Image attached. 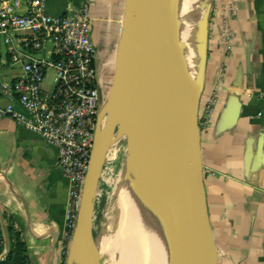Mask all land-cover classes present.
Masks as SVG:
<instances>
[{
	"label": "crops",
	"instance_id": "0c3cea01",
	"mask_svg": "<svg viewBox=\"0 0 264 264\" xmlns=\"http://www.w3.org/2000/svg\"><path fill=\"white\" fill-rule=\"evenodd\" d=\"M81 1L45 0L46 10L62 15L78 8ZM201 1L204 43L206 5ZM231 1L236 8L233 15L228 12ZM125 8L126 0H94L96 48L100 58L106 55L107 65L115 69ZM225 20L232 31L230 53L223 43ZM99 61L102 71L106 61ZM201 86L199 113L214 91L220 99L209 121L200 126L215 263L264 264V0H211ZM109 93L102 102L95 135V142H107V147L94 164L92 231L94 206L112 179L104 173L123 137L108 122L104 108ZM70 189L71 180L59 164L57 149L12 118L0 117V226L5 230L12 223L22 234L29 264H62L66 252L69 264L75 232L68 235ZM169 217H162L158 228Z\"/></svg>",
	"mask_w": 264,
	"mask_h": 264
},
{
	"label": "water",
	"instance_id": "95a60500",
	"mask_svg": "<svg viewBox=\"0 0 264 264\" xmlns=\"http://www.w3.org/2000/svg\"><path fill=\"white\" fill-rule=\"evenodd\" d=\"M210 9L211 4L204 16L202 76ZM201 93L202 86L195 90L186 67L183 44L177 35L174 0H126L116 69L105 107L111 98L116 102L128 99L135 114L166 152L173 216L164 264H216L201 154ZM105 110L109 124L120 125L111 122L109 107ZM119 129L122 131L121 125ZM96 145L94 142L73 235L74 239L84 220V257L88 264H92L94 249L90 192L95 179L94 164L103 158L107 142L100 145L99 159L95 157Z\"/></svg>",
	"mask_w": 264,
	"mask_h": 264
},
{
	"label": "built area",
	"instance_id": "2783aa9c",
	"mask_svg": "<svg viewBox=\"0 0 264 264\" xmlns=\"http://www.w3.org/2000/svg\"><path fill=\"white\" fill-rule=\"evenodd\" d=\"M92 4L82 0L75 10L53 15L45 0L0 3V117L12 118L57 149L59 164L71 180L69 236L77 225L102 105ZM235 10L231 1L229 15ZM223 43L230 53L232 31L226 20ZM219 102L214 91L199 113L200 126Z\"/></svg>",
	"mask_w": 264,
	"mask_h": 264
},
{
	"label": "bare ground",
	"instance_id": "6f19581e",
	"mask_svg": "<svg viewBox=\"0 0 264 264\" xmlns=\"http://www.w3.org/2000/svg\"><path fill=\"white\" fill-rule=\"evenodd\" d=\"M202 5L203 3L201 0H174L177 35L183 44L184 60L196 91L200 88L202 83L204 62V50L202 51V44L204 48V43L201 41L200 26ZM202 29L205 39L204 20L202 22ZM116 53L114 57H116ZM113 101L115 106L112 111L110 103L108 104L111 111V122L120 123L124 130H131L134 134L133 142L139 148L138 154L135 153L131 161V170L134 171V168H139L140 164H142L141 171L143 172L142 174L146 176L145 180L142 179L143 176H135L131 172V175H133L132 177L128 173L131 176L129 177L130 179H128L131 181H129V183H131L132 186L130 187L132 188L129 191L128 186L126 192L134 194L136 193V188L143 187L144 201H142L145 203V206L140 202L136 205L134 210L132 209L126 214H124L123 211L119 212L120 216L118 217L119 221L117 222L118 224L114 237L108 240H100V244L97 246L98 251L94 246L92 264H98L103 254L107 255V260L104 264H125L126 260H128L127 264H164L173 216L171 200L172 188L169 184L170 168L167 165L168 159L166 152L150 134L147 126L135 114L128 99L123 98L118 102L113 99ZM122 103L123 108L120 109ZM101 143L102 142L96 145V159H98ZM150 180L156 181L159 186L157 188L149 187ZM166 187H168L170 199V203L167 204L165 203ZM123 196L124 195H122V197ZM122 205H124V202ZM168 214H170V217L162 228H158L146 239V236L141 238L148 229L153 227L155 223ZM72 244L73 247L69 264H88L84 257V248L86 244V224L84 220L80 223Z\"/></svg>",
	"mask_w": 264,
	"mask_h": 264
},
{
	"label": "rangeland",
	"instance_id": "374dc122",
	"mask_svg": "<svg viewBox=\"0 0 264 264\" xmlns=\"http://www.w3.org/2000/svg\"><path fill=\"white\" fill-rule=\"evenodd\" d=\"M92 7H91V17H94V0H92ZM209 4H211V0H205L206 5V13L209 8ZM97 24L92 25V39L94 43H96L97 38ZM208 30H209V22L206 26V35L208 37ZM206 37V38H207ZM96 46V44H95ZM100 59V54L96 48L95 53V60L98 61ZM106 70L108 72L109 76V88L108 91H110V87L112 85L113 81V73L115 66L114 65H106ZM7 72L5 75L8 77L10 76L9 70H6ZM102 76V71H101ZM8 77H5V79H8ZM112 77V79H111ZM114 101L111 98L110 99V108L111 111L114 109ZM123 108V103L120 106V109ZM114 121V120H113ZM119 124L116 125V129L119 130ZM138 133V132H137ZM122 140L121 142H117L116 148L118 149L117 156L112 154L110 155L111 162L108 164V168L106 169V173H104V176L106 179H109V176H111L112 179H110V183H107L104 185L103 192L100 197H98L96 204L94 206V220H93V245L96 247L100 244V240H108L109 238H113L114 234L116 232L117 222L119 221L118 217L120 216V211H123L124 214L130 212L132 209L134 210L136 205L138 203H142L145 206V203H143L144 198V189L143 187L136 188V193L131 194L129 191L132 187L131 183H129V177H133V175L139 177L143 176L142 179H145L146 176L142 173V164H140V170L136 167L134 168V171L132 169L131 161L133 160V156L135 153L138 154V146L133 142L134 134L131 132V130H124L122 129ZM132 153V154H131ZM132 156V157H131ZM98 155V159H99ZM115 158V159H114ZM129 164V165H128ZM130 169V171H129ZM139 171V172H138ZM114 172V174H112ZM131 172L133 175H131ZM131 175H129V174ZM129 178V179H128ZM146 180V179H145ZM131 182V181H130ZM127 184V185H126ZM126 185V186H125ZM129 186V189H128ZM157 182L154 180L149 181V187H158ZM122 189V190H121ZM129 190L127 193L126 190ZM125 190V191H124ZM126 192V193H125ZM124 193V194H123ZM130 194V195H129ZM122 195H124L122 197ZM165 203H170L169 199V193H168V187H166V194H165ZM122 197V198H121ZM121 198V199H120ZM143 200V201H142ZM124 202V205H122ZM123 209V210H120ZM161 224H156L148 229L146 233L141 237H145L149 235L150 233L154 232L158 227H160ZM67 253V262H68V252ZM107 255L103 254L102 257L99 259L98 264H104L106 262ZM67 264V263H66Z\"/></svg>",
	"mask_w": 264,
	"mask_h": 264
},
{
	"label": "trees",
	"instance_id": "16d2710c",
	"mask_svg": "<svg viewBox=\"0 0 264 264\" xmlns=\"http://www.w3.org/2000/svg\"><path fill=\"white\" fill-rule=\"evenodd\" d=\"M6 237L8 240V252L3 259L0 258V264H29L26 242L12 223H7L5 230L0 226V257L6 249ZM66 263L67 253H65L62 264Z\"/></svg>",
	"mask_w": 264,
	"mask_h": 264
},
{
	"label": "flooded vegetation",
	"instance_id": "af4514ba",
	"mask_svg": "<svg viewBox=\"0 0 264 264\" xmlns=\"http://www.w3.org/2000/svg\"><path fill=\"white\" fill-rule=\"evenodd\" d=\"M108 57L106 55L103 56V58H100L101 59V62L102 61H106L105 64L103 65V69H102V76H101V86H100V99H101V102L104 101L105 97H106V94L108 93V88H109V85H110V82H109V76H108V72L106 70V65H107V59ZM112 79V77H111Z\"/></svg>",
	"mask_w": 264,
	"mask_h": 264
}]
</instances>
